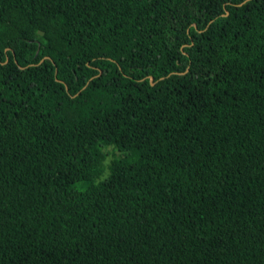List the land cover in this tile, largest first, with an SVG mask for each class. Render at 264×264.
<instances>
[{
    "label": "trees",
    "instance_id": "16d2710c",
    "mask_svg": "<svg viewBox=\"0 0 264 264\" xmlns=\"http://www.w3.org/2000/svg\"><path fill=\"white\" fill-rule=\"evenodd\" d=\"M0 264H264V0H0Z\"/></svg>",
    "mask_w": 264,
    "mask_h": 264
},
{
    "label": "rangeland",
    "instance_id": "374dc122",
    "mask_svg": "<svg viewBox=\"0 0 264 264\" xmlns=\"http://www.w3.org/2000/svg\"><path fill=\"white\" fill-rule=\"evenodd\" d=\"M106 153L109 155V159L113 157L114 150L112 148H105Z\"/></svg>",
    "mask_w": 264,
    "mask_h": 264
}]
</instances>
